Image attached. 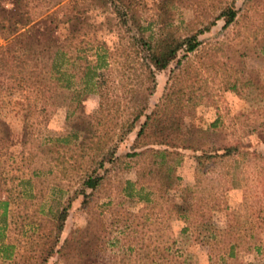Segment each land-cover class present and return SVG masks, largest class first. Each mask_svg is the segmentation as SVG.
Masks as SVG:
<instances>
[{"label":"trees","instance_id":"16d2710c","mask_svg":"<svg viewBox=\"0 0 264 264\" xmlns=\"http://www.w3.org/2000/svg\"><path fill=\"white\" fill-rule=\"evenodd\" d=\"M188 1L191 0H158L154 11L143 17L137 0H0V31L16 34L14 43L18 45L20 54L14 56L15 59L24 61V55L27 61L35 65L41 57L48 64V97H51L57 86L67 90V118L81 115L84 100L90 94L99 95V114L90 116L91 120L86 125L77 127L74 123L66 136L47 138L37 146L40 148L43 145L51 158L61 164L63 177L69 180L77 177L81 191L91 189L89 192L84 191L82 208L88 207L94 192L103 184V177L94 175L96 170L103 168L106 161L124 162L116 155V142L131 132L142 116L145 119L136 133L132 150L126 153L127 157H136V161L146 151L152 156V165L138 169L139 175L141 174L139 177L165 172L164 165L170 158L180 161L181 152L178 149L201 150L202 153L196 155L199 161L212 157H233L238 160L246 155L240 139L217 147H202L195 143L193 130L182 121L183 109L188 103L197 102L194 97V81L190 80L191 65L185 66L184 76L180 75L181 71L172 76L173 81L161 100L147 112L148 98L155 88V71L166 68L180 52L186 55L196 51L201 43L199 34L210 30L217 18L224 19V26L239 21L234 0L223 6L217 17L207 21L200 20V17H183L186 8L190 6H195V11L198 10V4L192 5ZM95 8L103 11L112 8L119 16L117 22L123 27V42L114 48L97 37L99 26L91 17ZM260 18L259 27L264 28V17ZM260 49L263 50V47ZM116 63L119 64L118 68L123 67L118 75L119 80L111 77L110 73ZM201 63L205 64L204 61ZM126 70H133L134 77L127 74ZM37 76L35 71H31L30 82L35 84ZM133 78H136V83L132 82ZM238 78L236 76L234 80L227 81L226 86L237 91ZM118 84L128 87L125 88L130 96L125 101L110 96L112 86L117 87ZM45 108L27 103L25 127L33 125L30 120L34 119V112H46ZM217 120L211 123L212 127L217 126ZM2 131H7L6 139L1 137L3 146H21L19 152L23 158L28 148L27 135L24 133L18 139L19 134L12 132L7 123L0 119V132ZM54 153L57 155H53ZM19 171L1 175V188L5 193L0 195V242L4 244L5 229L10 218L19 234L26 239V251L29 252L27 264H45L54 253V247L64 228L70 200L56 218L46 222L34 218L29 211L25 215H21L18 210L15 213L12 206L17 209L20 206L28 208L29 202L35 197L31 188L33 175L36 173L33 171L28 175L23 170ZM165 174L166 183L162 185L165 189L161 186L158 194L150 183L146 185L139 179H126L122 185V193L127 199L142 202L144 206L137 211L114 207L116 215L110 220L102 219L100 212L92 210L85 239L79 241L76 247L63 245L61 257L68 264L72 260L70 257L73 258V263L91 264L92 258L98 256V249L103 251L100 255L103 256L108 249L117 245L119 234L128 231L125 235L129 239L126 247L128 251L120 257L122 264H186V259L172 262L168 257L176 239L163 237L161 227L157 224L169 217L185 221L186 225L181 232H190L193 239L206 243L210 259L235 256V226L231 224L222 231L212 220L213 209L226 208V205H222V200L214 196L213 192L209 196L195 199L189 195V190L193 192L190 184L183 185L180 177L172 171ZM168 189L174 191L176 198L165 208L160 199L162 192H167ZM78 192L75 189L70 199L76 197ZM111 202L109 199L107 204ZM253 216L262 220L264 211L259 208L253 212ZM91 231H94V239L88 236ZM82 233L80 229L79 234ZM130 233L136 235H127ZM136 238L139 240L136 241ZM94 243L95 247L92 246ZM4 246L6 249L3 250L2 257L5 260L15 261L16 257H20L14 253L12 243H5ZM253 246L257 252L261 250L259 245ZM113 258V264H120L117 257ZM101 262L105 264L107 259L103 256Z\"/></svg>","mask_w":264,"mask_h":264},{"label":"rangeland","instance_id":"374dc122","mask_svg":"<svg viewBox=\"0 0 264 264\" xmlns=\"http://www.w3.org/2000/svg\"><path fill=\"white\" fill-rule=\"evenodd\" d=\"M157 1L137 0L143 17L154 11ZM230 1L232 0L188 1L192 5L198 4V10L195 11V6H190L186 8L183 17L186 19L200 17V20L204 21L213 19ZM233 5L239 17L237 23L224 26V19L217 18L210 30L199 34L201 43L196 51L186 55L180 52L166 68L155 71V88L148 98L147 112L161 100L173 81L172 76L180 71L182 72L180 75L184 76L185 66L191 65L190 80L194 81L196 88L194 97L197 102H190L183 109L182 121L186 127L193 130L195 143L202 147H217L240 139L246 155L238 160L233 157H212L199 161L196 155L201 154V150L178 149L181 152L180 161L170 158L164 165L165 172L139 177L141 174L139 175L138 169L152 165V156L146 151L144 156L138 157L139 161H136V157H127L126 153L132 150L136 133L145 119V116H142L136 121L135 128L116 142V155L124 162L106 161L105 166L98 168L94 173L103 177V184L94 192L92 200L85 208H82L85 198L83 194L84 191L89 192L91 189L85 188L81 191L77 177L71 180L63 177L61 164L51 158L43 145L40 148L37 146L47 138L66 136L74 123L77 127L86 125L87 121L91 120L90 116L99 114V95L90 94L84 100L81 115L77 118L76 115L67 118V90L57 86L51 97H48L49 92L46 88L48 64L41 57L35 65L27 61L24 55V61L16 60L14 56L20 54L18 45L14 43L16 34L0 31V119L7 123L12 132L19 134L18 139L24 133L29 139L28 148L22 158L19 152L21 146L4 147L1 137L6 139L7 131L0 132V195L5 193L1 188V177L4 173L12 174L23 170L28 175L33 171L36 173L33 175L31 188L35 197L29 202L28 208L20 206L17 209L16 206H12L15 213L18 210L21 215H25L26 211H29L34 218L46 222L56 218L70 200L64 228L54 247V253L45 264H68L61 257V247L63 245L76 247L79 241L85 239L92 210L100 212L102 219L110 220L116 215L114 207L137 211L144 206V203L129 200L124 196L122 185L126 179H139L146 185L150 183L157 189L158 194L160 187L166 183L167 171L178 175L183 185L190 184L193 192L189 190V195L195 199L209 196L213 192L214 196L222 200V205H226V208L213 209L212 220L222 231L229 225H234L237 242L235 256L210 259L206 243L193 239L190 232H181L186 225L185 221L169 217L157 225L161 227L160 233L163 237L176 239L168 255L172 262L186 259V264H264V219L260 220L253 216V212L259 208L264 211V28L259 27L260 17H264V0H234ZM121 11L124 9L121 8ZM91 17L99 26L97 37L105 41L109 47L114 48L123 42L121 40L123 27L118 25L119 16L112 8L106 11L95 8ZM262 47L263 50L260 49ZM201 61L205 64L201 65ZM117 65L119 64L116 63L110 73L111 77L119 80L118 75L123 67L118 68ZM31 71L38 75L35 84L30 82ZM126 71L134 77L133 70ZM236 76L239 77L237 91L226 86V82L234 80ZM133 79L131 81L136 83V78ZM125 87L127 85L112 86L110 96L125 101L130 96L127 92L128 87ZM27 103L46 107V112H34V119L30 120L33 121V125L29 127H25L27 122L24 119ZM216 119L217 126L212 127L211 123ZM75 189L79 192L76 197L70 199ZM162 193L160 201L167 208L176 196L172 189ZM109 199L112 201L111 204H107ZM80 229L83 231L82 235L79 234ZM5 233L4 244L0 242V264H27L29 252L26 251V239L19 234L10 218ZM93 233L94 231H91V235H88L92 236V239ZM126 233L119 234L117 245L103 254L108 264H113L115 259L113 256L122 264L120 257L128 251L126 247L129 239L125 237ZM127 235L135 236L136 233ZM137 240L139 238H136ZM5 243L14 245V253L16 256L20 255L16 257L17 260H5L2 257V252L6 249ZM95 243L92 244L93 247ZM254 244L260 246L259 252L254 248ZM98 250V256L92 258L91 264H102L103 256L100 255L103 251ZM69 259H72L70 264H80L73 263L71 257Z\"/></svg>","mask_w":264,"mask_h":264}]
</instances>
